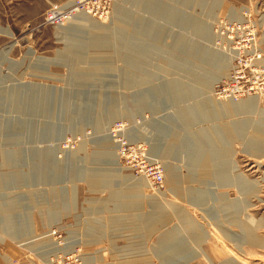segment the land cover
<instances>
[{
	"label": "rangeland",
	"instance_id": "374dc122",
	"mask_svg": "<svg viewBox=\"0 0 264 264\" xmlns=\"http://www.w3.org/2000/svg\"><path fill=\"white\" fill-rule=\"evenodd\" d=\"M71 1L80 6L65 10ZM53 7L61 19L46 25ZM121 8L130 26L118 33ZM207 53L228 58L223 73ZM173 83L189 96H162ZM186 124L228 176L208 179L213 194L192 180L182 195L166 179V165L198 175L177 137L159 152ZM240 181L258 195H240ZM0 184V224L11 220L0 264H264V0H0Z\"/></svg>",
	"mask_w": 264,
	"mask_h": 264
},
{
	"label": "bare ground",
	"instance_id": "6f19581e",
	"mask_svg": "<svg viewBox=\"0 0 264 264\" xmlns=\"http://www.w3.org/2000/svg\"><path fill=\"white\" fill-rule=\"evenodd\" d=\"M132 1H136V3H137L138 0H132ZM203 3L205 5L207 3V0H203ZM78 6H80V4H75L73 1H71L65 6V8L64 7L63 8L65 10H69V9L72 10L73 8L74 9L76 7L78 8ZM148 10H149L150 13H152V16H154V14H156V12L158 11L157 10V5L150 3V5L148 7ZM74 12H77V11L75 10ZM174 12H175L174 9H172L171 11L169 10V11L164 12L163 15L165 17H168L169 20L172 21V20H174L177 17L176 13H174ZM117 22H118L117 23L118 25H117V28H116L117 29L116 32H118V33L119 32H123V27H129L130 26V14H129V12L126 11L125 9H122V8L119 9L118 12H117ZM153 26H154L153 22H150L148 24H144V23L141 22V26L140 27L142 28L141 31L144 30V31H146L148 33H154L155 34L157 31L154 30L155 28ZM199 26L200 25L196 26V24H190V27L192 29H195L196 31H198ZM202 30L204 31L205 28L204 27H200V31H202ZM174 42H175V45L178 46V47H181V45H184L182 40L179 39V38H176ZM93 43H95V42H93ZM192 49H195V48H192ZM6 52L7 51L5 49L4 53H6ZM212 55H210V53H207L206 54V60L209 62V64H213V63L217 64V71L219 73H223L225 68H226V62H228V58H226V57L224 58L223 56L221 58L218 55L217 56L216 55L212 56ZM75 58L76 59H75V63L73 65V68L74 67L76 68L78 66V64H82L83 65V61L84 60L80 57V55L75 54ZM75 72L78 73L77 71H75ZM185 89H186L187 96H189V93L187 91V87L184 88L183 85H179L178 83H173V84H170L166 88L165 94L163 95V93H162L161 95L165 96V97H168L169 100H172L173 102L177 103L178 101H181V99L185 98V91H184ZM141 100H142L141 102H143V103L145 102V98H142ZM220 106H221V108H223L224 106H228L234 112H236L237 110L240 111V110L244 109L245 107H250L249 104H245V103L235 104L233 102H228V104H220ZM255 106H256V104L254 103L253 108ZM203 108H204L203 106L200 107V111L202 109V111L204 112ZM187 110L188 111H186V109H184V111H182L181 114L180 113L179 114L186 116L187 117L186 119H187L188 122H190L191 119L195 120V118H197V114L199 113L197 111V108L192 107L191 109H187ZM189 116H190V119H189ZM103 122H104V119H99L98 124H97L99 129L104 128V123ZM186 126H187V124L184 126L185 127L184 133L180 137L177 136L176 131L173 128L169 127L168 128L169 133L167 135L166 134L164 135V137L162 138V142H159V143H161L160 144L161 145L160 146L161 149H159V152H160V155H164V154L169 155L170 151L167 150L168 146H169V143H171V141L177 137L176 142H178V149H177V154L176 155H178L181 151H184V154H185V156L187 158L186 159L187 163L189 164V166L198 175L195 177V176H192L190 174V177L185 176L184 178H182V176H180L176 172V170H174V168H172L171 166L166 165V179H167L168 183H170V185L174 189H176V191L179 194L182 193V195H183V193L186 194L187 192H192V193L195 192V191H192V189L189 186V184L192 182V180H194L195 182H198V184L200 186H204V187L207 188V187H210V185H211L208 182V179L211 178L212 176L213 177L217 176L218 178H220V180L221 179L226 180L227 184H228V182H229L227 180L228 176L226 174L225 175L223 174L225 171H222L223 173L219 172V169H218L219 163L218 162H220V161L213 158L214 149L211 148L209 151L203 150V146L201 144V142L203 140L202 137L198 138L197 136L192 135V133L190 134L189 126H187V127ZM110 137L107 135L106 139L107 140L108 139L111 140ZM182 137L185 140V142L183 144L184 145L183 147H181L180 143H179V141H180V139ZM112 138H114V137H112ZM164 138H167V139L164 140ZM209 140L213 141L212 136H209ZM109 142H111V148H114V147L118 148V146H116V142L115 141L111 140ZM213 143H214V141H213ZM103 146H104L103 149L105 150L103 152V154L109 159V165L111 167L110 170H112L113 172H116V170L119 171V166H118V163H117V155H116V153L114 152L112 154V153L106 151V150H108V146H106V145H103ZM119 147H120V145H119ZM212 147H214L213 144H212ZM212 164H214V166H212ZM260 166L261 165L258 163V167H260ZM46 170H47V173H48L49 167H47ZM197 171L198 172L200 171V172L197 173ZM49 172H50V170H49ZM153 173H154V175H153L154 179L151 176L152 181L155 184H157V185H161L163 183V176L160 173H155L153 171V169H152V174ZM41 177H43V176L41 175ZM192 177H194V178H192ZM37 178H38V176H37ZM39 178H40V176H39ZM156 178H160V180H158V182H157ZM187 182H188V184H187ZM99 183L100 182L98 180H93L92 179V181H90L89 184L91 186L98 187ZM227 184L225 183L224 187H227ZM235 184H236V187H237L240 195L241 194L242 195H246L248 193L252 197H256L258 195V193H259V188L255 187V186L252 187L251 183L249 185V183L248 184H244L243 181L242 182L240 181V182L235 183ZM182 185H185L186 187H182ZM213 185L214 186L210 187V191L212 192L211 194H213L215 189L219 187L217 185V183H213ZM203 192H204V190L201 191V192L197 191L196 194L201 196L203 194ZM209 194H210V192H209ZM214 199H215L214 201L223 200L222 198H216V197ZM175 211H176V214H178V216L181 215L180 210L176 209ZM182 220H184V219H182ZM20 223H22V222H20ZM16 224L17 223H15V225ZM0 225H1V228L4 229L7 232V231H9L8 229L11 227V220H9L8 216H3V218L1 217V224Z\"/></svg>",
	"mask_w": 264,
	"mask_h": 264
},
{
	"label": "built area",
	"instance_id": "2783aa9c",
	"mask_svg": "<svg viewBox=\"0 0 264 264\" xmlns=\"http://www.w3.org/2000/svg\"><path fill=\"white\" fill-rule=\"evenodd\" d=\"M56 8L55 7H53V8H51L47 13H46V15H45V17L43 18V20H44V23L46 24V25H54L55 23H57L61 18H56V19H53V12L54 11H56L55 10ZM54 16H56V15H54ZM59 16H64V19L65 18H67L68 17V14H66V13H61ZM113 133H116V132H113ZM126 144H124V143H122V148H123V146H125ZM121 148V149H122ZM120 149V150H121ZM125 150V152H127V153H131V152H133V147H127V148H125L124 149ZM145 173H146V177H148V178H150L151 176L153 177V175H154V173L152 174V169H146L145 170ZM144 175V174H143ZM145 176V175H144ZM153 179H154V177H153ZM157 180V182H158V180H160V178H156Z\"/></svg>",
	"mask_w": 264,
	"mask_h": 264
},
{
	"label": "crops",
	"instance_id": "0c3cea01",
	"mask_svg": "<svg viewBox=\"0 0 264 264\" xmlns=\"http://www.w3.org/2000/svg\"><path fill=\"white\" fill-rule=\"evenodd\" d=\"M51 2H63V0H50Z\"/></svg>",
	"mask_w": 264,
	"mask_h": 264
}]
</instances>
